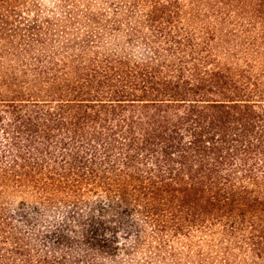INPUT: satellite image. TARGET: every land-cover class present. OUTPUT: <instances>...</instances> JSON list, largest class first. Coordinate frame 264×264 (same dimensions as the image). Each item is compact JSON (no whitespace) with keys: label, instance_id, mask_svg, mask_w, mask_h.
<instances>
[{"label":"trees","instance_id":"obj_1","mask_svg":"<svg viewBox=\"0 0 264 264\" xmlns=\"http://www.w3.org/2000/svg\"><path fill=\"white\" fill-rule=\"evenodd\" d=\"M0 0V264H264V0Z\"/></svg>","mask_w":264,"mask_h":264},{"label":"rangeland","instance_id":"obj_2","mask_svg":"<svg viewBox=\"0 0 264 264\" xmlns=\"http://www.w3.org/2000/svg\"><path fill=\"white\" fill-rule=\"evenodd\" d=\"M44 2L46 4V6H50V4H48V1L47 0H45Z\"/></svg>","mask_w":264,"mask_h":264}]
</instances>
